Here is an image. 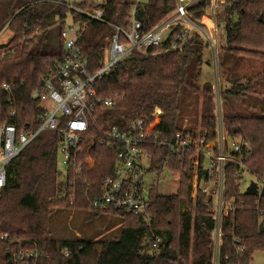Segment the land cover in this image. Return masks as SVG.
Masks as SVG:
<instances>
[{"label":"trees","instance_id":"16d2710c","mask_svg":"<svg viewBox=\"0 0 264 264\" xmlns=\"http://www.w3.org/2000/svg\"><path fill=\"white\" fill-rule=\"evenodd\" d=\"M1 1L0 29L6 24L12 37L0 45V54H4L0 59V126L14 125L17 132H33L39 127L42 109L32 95L65 57L60 33L69 16L83 25L78 43L88 73L94 74L103 64L114 26L126 30L133 16L141 24L140 31L146 32L176 7V0H105V22H101L69 9L62 0ZM93 1L74 4L84 10ZM209 4L210 0H197L187 12L200 20ZM221 17L224 44L219 48L218 66L223 69L244 58L262 65L257 74L245 77V82L231 74L230 85L220 87L223 130L229 137L249 143L251 154L244 161L245 172L259 182L264 173V0H227ZM179 30L173 27L166 34L157 54L131 53L95 79L97 95L114 105L98 106L92 114L78 155L80 176L74 169L59 174L60 136L53 131L39 133L9 164L0 197V231L35 242L49 252L50 264H213L211 200L199 189L191 197L193 152L171 154L169 148L177 133L208 141L216 136L213 87L209 82L201 87L197 83L207 44L194 34L181 50L168 51L170 39ZM11 82L14 86L7 93L3 86ZM199 94L201 109L197 107ZM232 98L239 99L241 110ZM139 117L147 124L156 123L147 137L151 143L145 146L147 172L157 177L165 169L178 174L177 190L164 195L152 184L148 189L150 206L144 215L92 211L89 202L98 194L101 180L111 175L117 157L116 150L102 143L107 131L113 126L124 130ZM185 118L189 125L182 128ZM157 142L161 145L156 146ZM199 176L205 177L203 172ZM243 182V171L227 163L223 199L234 210L221 220L217 264H250L254 253L264 251V227L258 230L260 222L264 226V187L258 194L246 195L241 190ZM86 209L92 216L119 217V233L94 241L52 236L54 213ZM64 248L69 251L67 257L59 253Z\"/></svg>","mask_w":264,"mask_h":264},{"label":"built area","instance_id":"2783aa9c","mask_svg":"<svg viewBox=\"0 0 264 264\" xmlns=\"http://www.w3.org/2000/svg\"><path fill=\"white\" fill-rule=\"evenodd\" d=\"M195 1L197 0H176L175 9L146 32L140 31L141 24L133 16L126 30L114 26L115 32L108 39L104 50L103 64L94 74L88 73L86 59L78 43L83 25L73 22L70 16L60 33L65 57L32 95V98L39 101L42 109L39 127L33 132H17L14 125L0 126V197L6 185L7 167L43 131L57 132L60 136L57 155L60 157L58 166L61 173L66 175L68 169H74L80 176L78 155L92 114L98 106L109 108L114 105L112 100L97 95L95 79L107 74L126 56L131 53L157 54L159 45L173 27H179L180 30L170 39L168 51L181 50L190 37L197 34L216 56V49L214 50L211 44L212 27H215L214 14L227 0H210L206 14L200 20L192 19L187 12V8ZM104 3L105 0H99L92 11L77 9L69 3L65 5L77 13L81 12L94 20L105 22L102 18ZM206 16L210 26L204 19ZM3 58L4 54H0V59ZM13 86L14 83L11 82L3 87L9 93ZM155 124H147L144 118L139 117L132 119L124 130L116 126L110 127L107 140L102 143L116 150L117 157L111 175L101 180L98 194L90 200V209L100 212L118 210L144 215L150 206L149 188L145 192L142 182L149 169V155L145 146L151 143L147 137ZM215 131V139L210 141L198 135L191 137L177 133L169 148L171 154L193 152L191 197L194 198L196 190L199 189L211 200L214 229L218 230V240L221 243L222 217L234 210L232 205L225 203L223 199L224 168L227 163H231L237 165L244 174V161L251 154V147L241 137H229L223 130L222 121L217 119ZM155 145L160 146L161 143L157 142ZM200 159L202 163H199ZM167 162L168 160L165 164ZM199 172H203L205 177L199 176ZM258 183L257 194L260 188L264 187V173ZM59 253L64 257L69 255L66 248ZM49 261V252L39 248L35 242L23 241L0 231V264H50Z\"/></svg>","mask_w":264,"mask_h":264},{"label":"rangeland","instance_id":"374dc122","mask_svg":"<svg viewBox=\"0 0 264 264\" xmlns=\"http://www.w3.org/2000/svg\"><path fill=\"white\" fill-rule=\"evenodd\" d=\"M66 3L72 4L79 3L81 0H62ZM99 0H94L93 2H88L85 11H92ZM136 2H146L147 0H135ZM4 1L0 0V20L2 19L1 4ZM222 6L215 10V27H212L211 34V44L212 48L216 49V56L213 55V51L210 48H204L202 63L200 65L201 74L198 77L197 83L201 87L204 83L209 82L213 87V103L214 110L213 114L217 121L221 122L223 107L222 101L220 99V87L229 86L231 74L234 76L240 77V82H245L246 78L250 75L257 74L261 69L262 65L258 62H254L249 58H244L243 61L236 63L235 65L230 64L229 67L221 68L218 66V52L220 46L224 44V24L222 21ZM70 16L67 18L69 21ZM208 23V22H207ZM209 24V23H208ZM210 26V25H209ZM12 37V31L5 24L0 29V45H5L10 38ZM213 56H215L213 58ZM215 60V61H214ZM229 70H228V69ZM230 80H229V79ZM197 107L201 109L203 106L202 96L199 94L197 100ZM233 105L241 110L242 105L239 103V99L232 98ZM189 125L188 118H185L182 124V128H187ZM58 163L60 157H57ZM60 168V167H59ZM61 171V168H60ZM144 191H147L152 184L156 183L158 191L161 194L169 195L176 192L179 177L178 174L171 173L168 170H164L158 177L155 174L146 172L143 179ZM256 183L259 186V183L256 181L254 176L245 172L244 173V182L242 183L241 190L245 191V188L251 183ZM192 184V181H191ZM192 188V186H191ZM83 211V212H82ZM81 212H76L75 210H64L61 212H56L51 217V230L52 236L61 239H86V240H99L111 238L116 236L119 233L121 226V220L119 217L107 216V214H99L97 216H92V211L89 209L82 210ZM219 232L214 229L212 233L213 238V247H212V260L213 264H217L218 248L220 242L218 240ZM250 264H264V251H259L254 253Z\"/></svg>","mask_w":264,"mask_h":264},{"label":"water","instance_id":"95a60500","mask_svg":"<svg viewBox=\"0 0 264 264\" xmlns=\"http://www.w3.org/2000/svg\"><path fill=\"white\" fill-rule=\"evenodd\" d=\"M61 173V171H59V174ZM256 191H257V185H256V183H254V182H251L247 187H246V189H245V191H244V193L246 194V195H254V194H256ZM263 222H260L259 223V226H258V230L261 232V231H263Z\"/></svg>","mask_w":264,"mask_h":264},{"label":"crops","instance_id":"0c3cea01","mask_svg":"<svg viewBox=\"0 0 264 264\" xmlns=\"http://www.w3.org/2000/svg\"><path fill=\"white\" fill-rule=\"evenodd\" d=\"M207 18H208L207 16L204 18V19H206V22H208V21H207ZM66 21H68V20L66 19ZM208 23H209V22H208ZM209 25H210V23H209Z\"/></svg>","mask_w":264,"mask_h":264}]
</instances>
